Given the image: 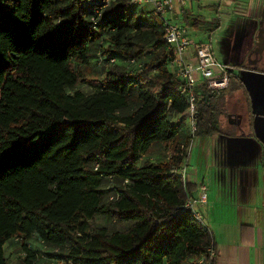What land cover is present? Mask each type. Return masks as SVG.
<instances>
[{"label":"trees","instance_id":"16d2710c","mask_svg":"<svg viewBox=\"0 0 264 264\" xmlns=\"http://www.w3.org/2000/svg\"><path fill=\"white\" fill-rule=\"evenodd\" d=\"M93 13L89 0H0V264L12 238L38 264L33 235L66 264H218L213 231L184 205L198 182L173 169L191 133L170 158L145 157L188 125L164 20L132 0ZM236 78L197 86L196 134L222 130ZM97 214L130 222L111 230Z\"/></svg>","mask_w":264,"mask_h":264},{"label":"crops","instance_id":"0c3cea01","mask_svg":"<svg viewBox=\"0 0 264 264\" xmlns=\"http://www.w3.org/2000/svg\"><path fill=\"white\" fill-rule=\"evenodd\" d=\"M188 10L186 5H177L170 15L181 13L186 16ZM260 12L263 13L258 10L255 16L264 17V8ZM259 30L255 50L250 55L255 66H246L251 73L236 78L234 86L223 91L222 130L209 135L199 134L197 153L193 152L199 157V162L206 165V175L197 168V176L191 179L198 184L201 181L208 184V201L203 205L206 212L202 214L217 242L218 264H264L262 24ZM176 116L178 120L180 115ZM216 154L222 156L220 160ZM198 192L199 188L196 194Z\"/></svg>","mask_w":264,"mask_h":264},{"label":"rangeland","instance_id":"374dc122","mask_svg":"<svg viewBox=\"0 0 264 264\" xmlns=\"http://www.w3.org/2000/svg\"><path fill=\"white\" fill-rule=\"evenodd\" d=\"M186 6L189 9V21L185 14L182 15L181 13L175 14L172 19L187 24L190 35L196 41L210 42L217 58L224 61L237 78L249 75L251 72L247 70L246 66H255L250 55L255 50V38L260 33V24L264 26V17H256L255 15L258 10L259 13H263L260 10L264 8V0H237V3L236 0H189ZM260 64L264 66V61ZM92 66L95 71L99 72V68L94 64ZM79 87L87 92H92L95 89V86L88 82H82ZM174 120H177V116L174 117ZM186 121L188 125L177 139L154 142L145 153V157L152 159L170 158L174 153L177 141L185 140L186 136L191 133L192 128L188 116ZM198 136L199 134L191 136L193 141L191 140L189 156H185L183 161L189 179L197 176V168L201 170L203 175H206L205 162L202 165L197 154H193L194 150L197 153ZM216 157L220 160L222 156L219 157L216 154ZM113 182H117L116 179L108 177L105 180L106 184ZM203 205L200 206V209L205 214L206 207ZM93 221L97 224H106L111 230L123 228L130 222L114 219L105 214H97ZM29 241L35 248L38 264H66L55 256L54 251H59L55 246L44 242L37 235H33ZM6 252L13 264H23L20 260V257L25 255L22 241L10 239L6 244Z\"/></svg>","mask_w":264,"mask_h":264},{"label":"built area","instance_id":"2783aa9c","mask_svg":"<svg viewBox=\"0 0 264 264\" xmlns=\"http://www.w3.org/2000/svg\"><path fill=\"white\" fill-rule=\"evenodd\" d=\"M113 0H89L94 13L92 18L97 21L104 9L111 4ZM140 4H152L155 10L161 15L165 23V38L170 45L168 52L170 66L175 73L181 78L180 90L189 97L190 104L186 114L190 119L191 136L196 134L197 119L195 109L197 103V86L206 84L212 89H223L231 83V70L228 65L217 58L213 46L207 41H196L189 33L188 25L179 23L172 19L170 12L175 10L177 5H186L189 0H132ZM134 63L141 64L135 59ZM99 62L105 63L103 55H99ZM198 74V75H197ZM181 118V115H180ZM193 141V138H191ZM187 148L189 154L192 141ZM185 159V158H184ZM184 161V160H183ZM183 161L179 166L174 167L175 172L182 174L186 179V166ZM199 192L188 198L185 206H192L195 214L199 219H203L200 206L208 201V184L201 181L198 184ZM114 195H112L113 197ZM20 239L21 236H16ZM58 248V247H56ZM59 249V248H58ZM212 253L216 250L211 247Z\"/></svg>","mask_w":264,"mask_h":264},{"label":"water","instance_id":"95a60500","mask_svg":"<svg viewBox=\"0 0 264 264\" xmlns=\"http://www.w3.org/2000/svg\"><path fill=\"white\" fill-rule=\"evenodd\" d=\"M259 44H262L261 42ZM190 208H192V206H190Z\"/></svg>","mask_w":264,"mask_h":264}]
</instances>
